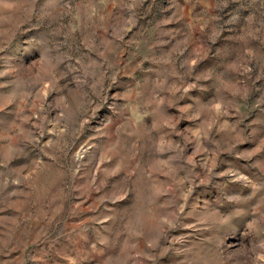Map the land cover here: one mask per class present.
I'll list each match as a JSON object with an SVG mask.
<instances>
[{"label": "rangeland", "instance_id": "rangeland-1", "mask_svg": "<svg viewBox=\"0 0 264 264\" xmlns=\"http://www.w3.org/2000/svg\"><path fill=\"white\" fill-rule=\"evenodd\" d=\"M0 264H264V0H0Z\"/></svg>", "mask_w": 264, "mask_h": 264}]
</instances>
